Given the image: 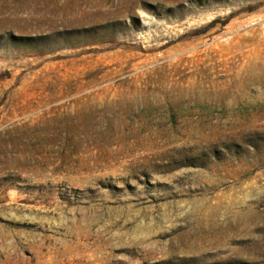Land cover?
I'll return each instance as SVG.
<instances>
[{
  "label": "rangeland",
  "instance_id": "obj_1",
  "mask_svg": "<svg viewBox=\"0 0 264 264\" xmlns=\"http://www.w3.org/2000/svg\"><path fill=\"white\" fill-rule=\"evenodd\" d=\"M0 264H264V0H0Z\"/></svg>",
  "mask_w": 264,
  "mask_h": 264
}]
</instances>
